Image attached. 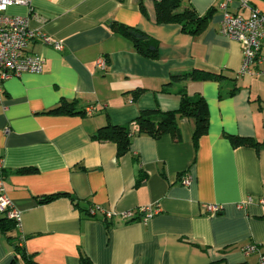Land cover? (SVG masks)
I'll return each mask as SVG.
<instances>
[{
    "label": "crops",
    "instance_id": "0c3cea01",
    "mask_svg": "<svg viewBox=\"0 0 264 264\" xmlns=\"http://www.w3.org/2000/svg\"><path fill=\"white\" fill-rule=\"evenodd\" d=\"M157 0H31L8 14L29 16L30 26L63 44L30 42L44 57L41 72L3 82L0 164L3 184L20 211L23 249L37 264H256L264 251V147L232 145L229 134L264 142V74L240 73L238 42L220 32V0H182L198 15L211 13L188 34L159 22ZM264 13V0H248ZM231 11L248 16L236 2ZM134 27L158 44L156 58L138 53L110 23ZM264 55V43L261 50ZM106 60L105 69L96 60ZM196 70L220 80H188L164 91L171 73ZM234 94L219 96L231 86ZM201 95L208 130L193 139L192 118H178L176 135L136 132L117 155L112 141L93 133L107 123L132 124L142 111L176 110L179 89ZM74 103V113L47 111ZM88 106H94L91 112ZM7 129V130H6ZM191 177L184 185L181 178ZM54 195L48 201L43 198ZM251 196V201L238 207ZM206 204L221 209L209 212ZM114 211L107 217L86 210ZM158 208L146 219L142 208ZM132 211L127 221L122 212ZM15 234L16 232L13 231ZM0 264H27L0 230Z\"/></svg>",
    "mask_w": 264,
    "mask_h": 264
},
{
    "label": "trees",
    "instance_id": "16d2710c",
    "mask_svg": "<svg viewBox=\"0 0 264 264\" xmlns=\"http://www.w3.org/2000/svg\"><path fill=\"white\" fill-rule=\"evenodd\" d=\"M211 10L206 14L198 15L190 4H185L182 0H157L156 1V18L159 22H175L180 25L181 30L188 34H196L202 30L206 21L209 18ZM121 35L130 39L134 45L135 50L141 55L148 58H156L158 51V44L146 33L125 24L110 23ZM220 80L221 74L200 72L196 70L179 71L171 73L169 80L163 87L164 91H168L171 85L181 83L188 80ZM237 87L234 84L230 90L223 92L221 87L219 89V96L225 94H234ZM181 95L180 105L176 110L161 111L159 109L142 110L133 123L136 130H133L132 124H113L98 128L92 135V138L98 141H112L117 146V155L124 154L130 144V138L133 133H144L152 137H160L165 133L176 135L178 132V118L187 117L192 118L195 123L193 130L194 141L208 130V112L207 105L204 98L199 95H188L183 88L179 89ZM52 114H71L74 113V103H61L59 106L47 111ZM232 145H246L254 148L264 147V142H259L251 137H241L229 134ZM0 172L4 176L3 168ZM54 195L47 196L41 201H48L54 198ZM88 214V209L86 210ZM135 220L133 217L131 220ZM0 230L12 240L14 252L16 257L19 256L26 261L27 264H37L34 260L29 258L24 249L23 243H20L19 231L16 228L14 219L9 218L6 213H0ZM13 231L16 233L14 234ZM79 264H92L88 257L81 256Z\"/></svg>",
    "mask_w": 264,
    "mask_h": 264
},
{
    "label": "built area",
    "instance_id": "2783aa9c",
    "mask_svg": "<svg viewBox=\"0 0 264 264\" xmlns=\"http://www.w3.org/2000/svg\"><path fill=\"white\" fill-rule=\"evenodd\" d=\"M233 2H236L240 8L248 9V16H242L231 11L230 6ZM11 6H27L31 12L33 11L31 0H0V106H2L3 82L8 77L26 71L38 73L43 69L44 57L28 52L31 41L38 39L55 50L63 48L60 41L32 28L29 16L6 13V10ZM218 9L222 13L220 32L240 45L242 60L239 72L264 74V55L261 52L264 43V13L252 7L248 0H220ZM96 66L104 70L106 60L103 57L97 58ZM92 110H94V106L86 108L88 112ZM0 169H2L1 164ZM3 178L4 176L0 172V213H6L9 218L14 219L16 228L19 231L20 243H23L24 235L21 233L20 211L13 206L7 196ZM181 183L189 185L191 177L184 175L181 178ZM250 201L251 196H247L237 206L241 208ZM258 201L264 206V197H260ZM205 209L209 212H217L221 209V206L206 204ZM142 211L145 215L141 219L145 221L157 213L158 208L145 207L142 208ZM97 212H101L107 217L114 215V211H104L96 206L89 207L87 215L95 217ZM133 215V212L128 210L122 212L121 217L129 221L133 218ZM244 251L246 253H257L256 264H264V251L259 252L256 245L248 244L244 247Z\"/></svg>",
    "mask_w": 264,
    "mask_h": 264
}]
</instances>
